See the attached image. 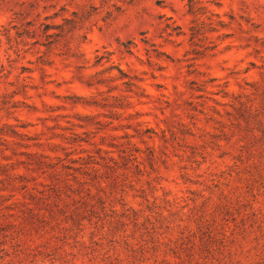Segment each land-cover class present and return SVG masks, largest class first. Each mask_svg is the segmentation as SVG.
I'll return each instance as SVG.
<instances>
[{
  "label": "rangeland",
  "instance_id": "obj_1",
  "mask_svg": "<svg viewBox=\"0 0 264 264\" xmlns=\"http://www.w3.org/2000/svg\"><path fill=\"white\" fill-rule=\"evenodd\" d=\"M0 264H264V0H0Z\"/></svg>",
  "mask_w": 264,
  "mask_h": 264
}]
</instances>
